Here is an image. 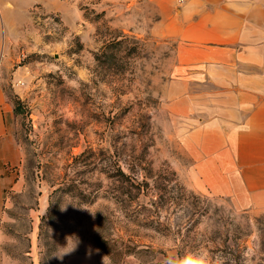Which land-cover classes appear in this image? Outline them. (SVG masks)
Listing matches in <instances>:
<instances>
[{
	"label": "rangeland",
	"instance_id": "rangeland-1",
	"mask_svg": "<svg viewBox=\"0 0 264 264\" xmlns=\"http://www.w3.org/2000/svg\"><path fill=\"white\" fill-rule=\"evenodd\" d=\"M33 2L6 1L0 46V264H264V211L211 190L153 6Z\"/></svg>",
	"mask_w": 264,
	"mask_h": 264
},
{
	"label": "crops",
	"instance_id": "crops-1",
	"mask_svg": "<svg viewBox=\"0 0 264 264\" xmlns=\"http://www.w3.org/2000/svg\"><path fill=\"white\" fill-rule=\"evenodd\" d=\"M6 1L0 0V46ZM32 4L49 8L45 0ZM145 4L156 11L153 33L175 39L174 73L182 104L206 106V125L194 133L208 139L211 190L238 208L264 211V0ZM6 107L0 86V196L9 159Z\"/></svg>",
	"mask_w": 264,
	"mask_h": 264
},
{
	"label": "clouds",
	"instance_id": "clouds-1",
	"mask_svg": "<svg viewBox=\"0 0 264 264\" xmlns=\"http://www.w3.org/2000/svg\"><path fill=\"white\" fill-rule=\"evenodd\" d=\"M73 86H77L76 82L73 81ZM191 258V255L186 257L183 260L178 261V264H186V261ZM196 264H213V262L208 258L207 253H204L203 255L199 256L196 260Z\"/></svg>",
	"mask_w": 264,
	"mask_h": 264
},
{
	"label": "trees",
	"instance_id": "trees-1",
	"mask_svg": "<svg viewBox=\"0 0 264 264\" xmlns=\"http://www.w3.org/2000/svg\"><path fill=\"white\" fill-rule=\"evenodd\" d=\"M97 58H98V57H97ZM17 108H18V105L15 106V110H18ZM137 162H138V161H135V160H134L133 163H131V164H136Z\"/></svg>",
	"mask_w": 264,
	"mask_h": 264
}]
</instances>
